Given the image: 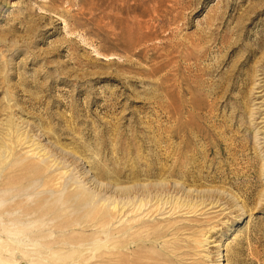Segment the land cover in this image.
I'll return each mask as SVG.
<instances>
[{
	"label": "rangeland",
	"instance_id": "obj_1",
	"mask_svg": "<svg viewBox=\"0 0 264 264\" xmlns=\"http://www.w3.org/2000/svg\"><path fill=\"white\" fill-rule=\"evenodd\" d=\"M136 185L170 264H264V0H0V264H101Z\"/></svg>",
	"mask_w": 264,
	"mask_h": 264
},
{
	"label": "bare ground",
	"instance_id": "obj_2",
	"mask_svg": "<svg viewBox=\"0 0 264 264\" xmlns=\"http://www.w3.org/2000/svg\"><path fill=\"white\" fill-rule=\"evenodd\" d=\"M133 178H135L134 175H133ZM152 191H155V193L158 195H156V196L154 195L153 198H151L150 200L149 199L146 200V198L150 196V193ZM165 192H166V188L163 185L152 186V187H148V186H144V185H142V186L136 185V186H133L130 188H126L124 190L118 189L116 191V195L117 196H124L125 198L128 199V201H126V203L124 205L122 204L123 202L121 203L120 201L119 202L116 201L113 203V201H114L113 200L112 201L113 206L111 209H109V210H101L100 209V210L93 211L94 215L92 216V218L96 219L99 222L106 221V220L113 219V218L121 221V217H123V216H127L126 219L127 220L129 219V222L131 221L130 225H128V227L115 228L116 226L113 227V225H112L114 223L113 222L109 226H112L113 228H115L114 230L109 231V230H105L103 228V230H98L96 232L97 237L93 238L94 244L96 245V247H95L96 250H94L95 251L94 257H96V260L98 262H101V264H104V262H107L109 264V262L111 261L110 256L112 255V253L115 254V253L124 252V251L130 253V258H131L130 264H170L172 262H178L179 261V260H177V255L172 254V252H170L168 250L167 245L159 244L158 241H160V239H162L166 236H169L171 234L170 233L171 230L172 231L177 230L180 226H178V225L176 226V224H174L173 222H170L171 225L169 227L171 229H168L166 227V225H164V224L161 225L160 223H157L156 221H150L149 220L152 214H154L157 211H160V207H159V204L161 203L160 195H162L161 193L165 194ZM166 194H167V192H166ZM206 196H208V198L212 197L213 193L209 192V193L202 194V195L195 194L194 195L195 201L192 200V194H186L185 193L183 199H181V197L177 198L175 202L173 201V204H175V206H176L175 208H179V207H181V208L186 207L187 208L190 206L194 207L195 204H197V202H199V201L203 205L202 198L206 197ZM84 198L85 197L81 198L82 203L85 204V207H89L88 205L86 206V204L87 203L92 204L93 199L91 201L84 203L85 202ZM60 199L62 200L63 198H60ZM67 199L72 202L70 204L76 203L79 205V203H77L79 201V199L71 198V197L67 198ZM67 199L65 201H67ZM153 200H156L155 204L150 206L149 209L147 208L146 211L143 210V207L145 209L146 204H148V203L151 205ZM62 201H64V200H62ZM96 202L97 201H95V203ZM99 203H101V201ZM120 203L122 204L121 206H120ZM163 203H165V204L171 203V201L169 202L168 200H166ZM64 205L63 206L61 205V206L66 207V205L65 206ZM96 205H97V203H96ZM93 206L94 205H91L92 209L94 210L95 208H93ZM102 206H103V204H102ZM68 207H71V206L68 205ZM83 207H84V205H83ZM100 208H101V206H100ZM105 209H106V206H105ZM30 212H31V210H28V211L23 210L22 215L27 216L28 214H30ZM88 212L86 213V215L88 214ZM193 212H195V211H193ZM90 214L92 215V213H90ZM90 214H88V215H90ZM152 218H153V216H152ZM84 219L85 218H83L82 220H84ZM116 220H115V222H116ZM119 221H117V223ZM84 222L85 221H83V223ZM79 224H80V222H79ZM109 224H110V222H109ZM114 224H116V223H114ZM124 224H126V223H124ZM86 225H88V224H86ZM144 227H146V228H144ZM90 229L92 230V229H94V227L90 228ZM83 231H86V230H83ZM89 240H86V241L88 242ZM86 241H85V243H87ZM170 244L175 246L174 241H171ZM174 246H172V247H174ZM86 256L87 255L85 254L84 259H86Z\"/></svg>",
	"mask_w": 264,
	"mask_h": 264
}]
</instances>
